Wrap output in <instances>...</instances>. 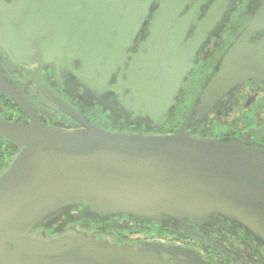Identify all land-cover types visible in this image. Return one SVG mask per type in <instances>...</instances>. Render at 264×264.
<instances>
[{"label": "water", "instance_id": "1", "mask_svg": "<svg viewBox=\"0 0 264 264\" xmlns=\"http://www.w3.org/2000/svg\"><path fill=\"white\" fill-rule=\"evenodd\" d=\"M207 1L0 0V49L39 71L52 63L60 73L72 71L83 87L113 93L132 121L155 129L225 15L228 0H215L201 18ZM262 23L259 14L226 51L175 133L0 118V137L17 148L0 173V264H188L165 258L186 255L178 246L112 242L85 232L86 222L47 232L53 218L80 209L102 218H171L180 227L187 219L201 226L221 216L264 242V148L184 129L236 86L264 81V39L249 43ZM142 31L146 41L129 51ZM3 92L24 107L15 93Z\"/></svg>", "mask_w": 264, "mask_h": 264}, {"label": "flooded vegetation", "instance_id": "2", "mask_svg": "<svg viewBox=\"0 0 264 264\" xmlns=\"http://www.w3.org/2000/svg\"><path fill=\"white\" fill-rule=\"evenodd\" d=\"M214 2L208 0L202 7L201 18ZM224 13V17L196 53L178 97L182 98L186 86L194 84L197 87L190 95L194 97V102L189 111L219 67L226 51L234 45L249 23L259 14L264 15V0H228ZM147 35L148 31H142L129 51L136 52L140 44L146 41ZM192 35L189 33L187 39ZM262 39L264 23L249 43L254 44ZM74 65L76 69L80 66L79 62ZM119 71L113 75L110 84L116 83ZM3 88L15 93L24 107L14 103L3 92ZM108 112L130 122L131 127H143L146 132L149 131L148 124L139 122V119L131 120L130 115L116 103L113 93L99 96L83 87L72 71L60 73L54 63L44 65L39 71L38 64L17 63L0 49V118L28 124L34 117L44 125L63 129L81 128L83 121H86L113 129L102 121V116L105 117ZM180 125L174 132L167 133H175ZM184 129L196 136L238 141L264 148V81L252 79L236 86L201 121L195 116L190 117ZM16 152L14 145L0 137V173L7 168ZM71 213L78 214V210H72ZM83 222H86L85 228L82 227L85 232L98 238H108L112 242L134 246L162 242L185 251L186 255L183 256L166 255L165 258L171 262L184 260L188 264H264V242L240 224L231 223L221 216L215 222L201 226L187 219L184 220V227H180L179 222L171 218L164 219L162 223H154L130 216L102 218L86 214ZM117 224L128 228L137 227V230L122 233L117 230Z\"/></svg>", "mask_w": 264, "mask_h": 264}, {"label": "trees", "instance_id": "3", "mask_svg": "<svg viewBox=\"0 0 264 264\" xmlns=\"http://www.w3.org/2000/svg\"><path fill=\"white\" fill-rule=\"evenodd\" d=\"M178 106H179V110H180L179 114L181 115V119H179V120H177L178 117L176 116V114H174V111ZM190 107L191 106H187V104H185V101H183V100L181 101V98H178L175 101L171 112L166 117L164 123L159 128H155V129H153L152 124H148L150 126L149 131L161 132V133H167L169 131L174 132L175 130L178 129L179 125L181 124L184 117L188 113ZM125 123H126V126L112 127V128L115 130H119V131H134V132H138V131L144 132L145 131L146 132V130L143 129V127H142V129H139L137 127H131L132 124L130 125V122H128V121H125ZM82 213H83V210L80 209V210H78L79 215L69 212L66 215L53 218L48 224L47 232H49L51 230H53L55 232L61 231L72 223L83 222V220L86 219V216L84 213L83 214Z\"/></svg>", "mask_w": 264, "mask_h": 264}, {"label": "rangeland", "instance_id": "4", "mask_svg": "<svg viewBox=\"0 0 264 264\" xmlns=\"http://www.w3.org/2000/svg\"><path fill=\"white\" fill-rule=\"evenodd\" d=\"M196 89H197V87H195L194 84L186 86L184 93L182 95L181 101L182 100L185 101V104H187V106H191L192 103L194 102V97H191L190 95H192V93H194V91ZM179 113H180V110H179V106H178L174 111V114H176V116L178 117L177 120L181 119V115ZM102 117L104 118V119H102V121H104L110 127L126 126L125 121H123L121 118L118 117V115H115L114 113L108 112L107 114H105V117L104 116H102ZM116 228H117V230H119L122 233H128L129 231H136L137 230V227H129L128 228V227L123 226L121 224H117ZM155 230L158 231V229H155Z\"/></svg>", "mask_w": 264, "mask_h": 264}]
</instances>
